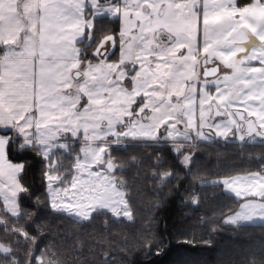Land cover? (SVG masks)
Masks as SVG:
<instances>
[{
  "label": "snow or ice",
  "instance_id": "obj_1",
  "mask_svg": "<svg viewBox=\"0 0 264 264\" xmlns=\"http://www.w3.org/2000/svg\"><path fill=\"white\" fill-rule=\"evenodd\" d=\"M212 145L264 148V0H0V264H127L95 223L134 220L133 150L153 149L160 183L204 186L195 158ZM165 150L175 164L160 170ZM36 166L37 201L78 228L67 252L19 225L43 227L22 206ZM211 185L240 201L225 224L264 230V158Z\"/></svg>",
  "mask_w": 264,
  "mask_h": 264
},
{
  "label": "trees",
  "instance_id": "obj_2",
  "mask_svg": "<svg viewBox=\"0 0 264 264\" xmlns=\"http://www.w3.org/2000/svg\"><path fill=\"white\" fill-rule=\"evenodd\" d=\"M152 152V148L133 150L140 160V166L127 173L134 220L110 224L107 231L104 218L95 223L98 236H110L116 246L132 250L127 264H248L253 254L264 249V230L236 228L223 222L226 215L238 208L240 201L211 185L215 178L258 168L264 158V148L248 146L241 152L236 146L201 147L193 171L208 181L204 186H201V179L186 178L183 172L179 181L173 179L162 184L153 179L155 157L149 160L146 155ZM174 164V159L165 150L160 170ZM25 183L33 195L24 197L22 206L33 216L38 214V224L43 227H37L27 218L21 219L19 225H31L33 233H43L38 240L41 248L54 245L67 252L63 237L77 231V226L51 214L43 203L37 201V197L44 200L39 166L29 172ZM193 195L198 196V204L191 203ZM12 223L9 220L10 226ZM2 238L3 232L0 231ZM149 240H155L159 245V254L153 248L151 255H144L142 246ZM23 252V248L18 250L20 255Z\"/></svg>",
  "mask_w": 264,
  "mask_h": 264
},
{
  "label": "rangeland",
  "instance_id": "obj_3",
  "mask_svg": "<svg viewBox=\"0 0 264 264\" xmlns=\"http://www.w3.org/2000/svg\"><path fill=\"white\" fill-rule=\"evenodd\" d=\"M215 179H217V178H215ZM214 180V179H213ZM212 181V180H211Z\"/></svg>",
  "mask_w": 264,
  "mask_h": 264
},
{
  "label": "crops",
  "instance_id": "obj_4",
  "mask_svg": "<svg viewBox=\"0 0 264 264\" xmlns=\"http://www.w3.org/2000/svg\"><path fill=\"white\" fill-rule=\"evenodd\" d=\"M242 174V173H241Z\"/></svg>",
  "mask_w": 264,
  "mask_h": 264
}]
</instances>
